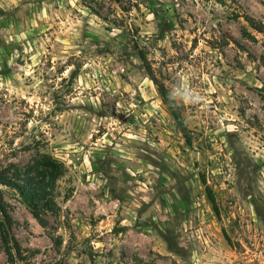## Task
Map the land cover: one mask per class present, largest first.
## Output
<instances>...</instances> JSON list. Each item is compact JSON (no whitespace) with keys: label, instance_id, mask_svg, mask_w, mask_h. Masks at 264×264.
Wrapping results in <instances>:
<instances>
[{"label":"rangeland","instance_id":"obj_1","mask_svg":"<svg viewBox=\"0 0 264 264\" xmlns=\"http://www.w3.org/2000/svg\"><path fill=\"white\" fill-rule=\"evenodd\" d=\"M42 155L17 264H264V0H0V164Z\"/></svg>","mask_w":264,"mask_h":264},{"label":"trees","instance_id":"obj_2","mask_svg":"<svg viewBox=\"0 0 264 264\" xmlns=\"http://www.w3.org/2000/svg\"><path fill=\"white\" fill-rule=\"evenodd\" d=\"M175 118L182 128L183 123L180 117L175 115ZM62 175V164L46 155L40 156L35 165L25 172L13 165L0 164V236L9 264H17L21 250L10 236L9 230L13 220L1 188L5 187L18 192L33 216L46 228L48 224L41 215L42 212L53 211L55 184Z\"/></svg>","mask_w":264,"mask_h":264},{"label":"clouds","instance_id":"obj_3","mask_svg":"<svg viewBox=\"0 0 264 264\" xmlns=\"http://www.w3.org/2000/svg\"><path fill=\"white\" fill-rule=\"evenodd\" d=\"M168 97L170 102L177 105L180 103H196L201 99L199 94L194 93V91L185 84L179 87H173L168 93Z\"/></svg>","mask_w":264,"mask_h":264}]
</instances>
